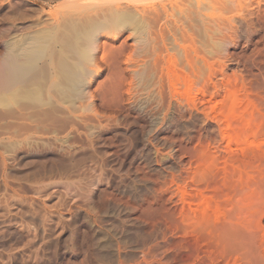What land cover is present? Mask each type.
Segmentation results:
<instances>
[{"label":"rangeland","instance_id":"1","mask_svg":"<svg viewBox=\"0 0 264 264\" xmlns=\"http://www.w3.org/2000/svg\"><path fill=\"white\" fill-rule=\"evenodd\" d=\"M84 1L0 0V264H264V0H214L212 43L143 78L126 32L70 113L10 108L7 42Z\"/></svg>","mask_w":264,"mask_h":264},{"label":"bare ground","instance_id":"2","mask_svg":"<svg viewBox=\"0 0 264 264\" xmlns=\"http://www.w3.org/2000/svg\"><path fill=\"white\" fill-rule=\"evenodd\" d=\"M144 1L75 2L67 17L8 41L4 56V102L20 111H26L29 104H37L43 110H49V116L54 114L50 110L58 108L63 114V111L70 113L73 104L81 102L89 92L92 77L100 70L99 57L106 56L117 64L120 55L126 51V40L119 46L112 43L126 32L130 33L128 38L132 39V46L136 47L133 50L143 56L142 65L135 69L139 78L145 75L146 59L151 57V50L156 51L155 44L159 42L168 49L180 36L195 32V27L201 24L208 44L212 43L214 19L210 11L214 8V0H154L149 11L143 8Z\"/></svg>","mask_w":264,"mask_h":264}]
</instances>
